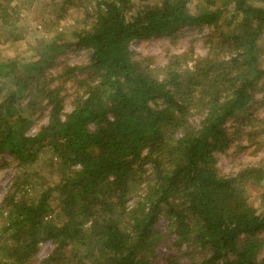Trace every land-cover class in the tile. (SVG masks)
<instances>
[{
	"label": "trees",
	"instance_id": "1",
	"mask_svg": "<svg viewBox=\"0 0 264 264\" xmlns=\"http://www.w3.org/2000/svg\"><path fill=\"white\" fill-rule=\"evenodd\" d=\"M86 3L82 25L0 59V154L13 171L0 264H264V165L217 167L264 93V0ZM22 7L0 0L4 43L22 40ZM200 28L215 38L203 57L153 67L129 48ZM69 49L86 63L51 76Z\"/></svg>",
	"mask_w": 264,
	"mask_h": 264
},
{
	"label": "rangeland",
	"instance_id": "2",
	"mask_svg": "<svg viewBox=\"0 0 264 264\" xmlns=\"http://www.w3.org/2000/svg\"><path fill=\"white\" fill-rule=\"evenodd\" d=\"M86 2L87 0H19L20 5L23 6L18 24L22 40L4 43L5 38L0 30V59H8L15 55L25 57L30 52L29 49L35 47L42 37L49 39L54 32L61 30L69 32L74 25H82L87 21L86 13H91L90 10H93ZM260 6L264 7L262 4ZM57 19H62L59 24L60 30L55 25ZM68 32L66 35H69ZM211 41L215 42V38L210 29L200 28L176 34L175 38L161 37L144 42H133L129 48L134 59L141 57L146 59V64L150 66L162 67L172 55L192 51L194 57L205 56ZM260 47L264 63V35ZM86 60L85 52L69 49L57 59L56 66L48 72L52 76L64 67L83 65ZM75 93L76 89L71 82L65 84L62 92L65 96V113L71 111V101ZM260 100H264V93L255 97L254 108L245 113L247 119L244 121L243 130L239 127L241 134L238 139L225 154L218 155L217 167L222 175H230L244 165H264V101L260 103ZM232 129L231 126L229 132H232ZM35 132L36 128H33L30 134L34 135ZM8 161H11L9 155L0 154V200L13 176V171L3 166L4 162ZM52 247L50 243L42 244L37 254V261L44 259Z\"/></svg>",
	"mask_w": 264,
	"mask_h": 264
}]
</instances>
